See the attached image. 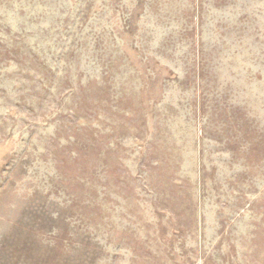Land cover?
Segmentation results:
<instances>
[{"label":"rangeland","instance_id":"1","mask_svg":"<svg viewBox=\"0 0 264 264\" xmlns=\"http://www.w3.org/2000/svg\"><path fill=\"white\" fill-rule=\"evenodd\" d=\"M0 264H264V0H0Z\"/></svg>","mask_w":264,"mask_h":264}]
</instances>
